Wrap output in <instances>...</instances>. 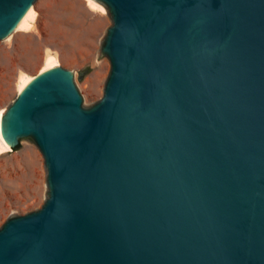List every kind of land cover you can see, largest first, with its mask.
<instances>
[{"label": "water", "instance_id": "1", "mask_svg": "<svg viewBox=\"0 0 264 264\" xmlns=\"http://www.w3.org/2000/svg\"><path fill=\"white\" fill-rule=\"evenodd\" d=\"M37 1L0 0V41ZM94 1L103 97L60 64L0 113L45 170L43 203L0 225V264H264V0Z\"/></svg>", "mask_w": 264, "mask_h": 264}, {"label": "rangeland", "instance_id": "2", "mask_svg": "<svg viewBox=\"0 0 264 264\" xmlns=\"http://www.w3.org/2000/svg\"><path fill=\"white\" fill-rule=\"evenodd\" d=\"M34 9L33 18L0 41V113L22 79L46 67L49 55L75 70L86 104L102 98L110 62L96 55L109 24L105 10L90 0H38ZM83 70L87 72L80 78ZM20 143L23 147L0 154V225L12 210L27 212L44 200L43 155L35 143Z\"/></svg>", "mask_w": 264, "mask_h": 264}, {"label": "bare ground", "instance_id": "3", "mask_svg": "<svg viewBox=\"0 0 264 264\" xmlns=\"http://www.w3.org/2000/svg\"><path fill=\"white\" fill-rule=\"evenodd\" d=\"M91 4L94 6V7H100L102 10L103 7H101L97 2H95L94 0H90ZM36 13L35 9L33 8V10L31 11V13L28 15V17L24 20V22L18 27H23L31 18H33L34 14ZM58 61L56 60V57L53 56V55H49L47 57V62H46V67H50V66H55V65H58L57 63ZM32 77V76H29V77H26V78H23L22 79V82H21V85H20V88L27 82V80ZM19 88V90H20ZM10 149L6 146V144L2 141V139L0 138V154L4 153V152H7L9 151Z\"/></svg>", "mask_w": 264, "mask_h": 264}, {"label": "trees", "instance_id": "4", "mask_svg": "<svg viewBox=\"0 0 264 264\" xmlns=\"http://www.w3.org/2000/svg\"><path fill=\"white\" fill-rule=\"evenodd\" d=\"M15 149H17L18 148V146H16V147H14Z\"/></svg>", "mask_w": 264, "mask_h": 264}]
</instances>
